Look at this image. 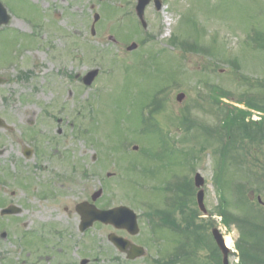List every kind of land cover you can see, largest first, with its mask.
<instances>
[{"label":"rangeland","instance_id":"374dc122","mask_svg":"<svg viewBox=\"0 0 264 264\" xmlns=\"http://www.w3.org/2000/svg\"><path fill=\"white\" fill-rule=\"evenodd\" d=\"M3 1L8 2L9 7H6L17 16L13 15L11 29L0 31V61L11 54L18 57L13 60L9 56L6 62L10 64L6 67L0 63V73L9 77L6 84L0 85V114L12 110L8 118L16 121L21 111L24 121L18 118L21 122L16 121L19 126H15L12 133L0 129V171L9 167L12 170L8 176H16L24 183L20 187L13 181L12 186L2 189L6 200L27 205L19 214L24 220L19 230L24 227L25 231L32 232L43 222L39 218L53 217L51 229L47 227L48 231L52 230L51 241L47 237L45 243V239L39 237V264H65V260L66 264H81L84 258L89 264H158L154 260L160 256L152 243L156 236L146 219L140 220L139 235L126 237L145 246L148 254L129 261L108 240L112 232L124 233L99 224L82 233L75 206L91 199L102 188L103 196L97 201L100 206L124 204L142 215L152 204L164 208L162 202H156L161 199L159 192L151 189L161 186L155 179L158 174L148 175L144 169L129 172L135 168V163L136 167L144 164L152 170L162 164L159 159L151 163L147 158L155 152L151 150L154 147L151 138L142 137L150 133L140 135L145 117L158 130L173 134L170 137L182 156L191 159L175 153L166 156V174L173 178L169 180H175L184 189L190 173L184 164H194L193 173L200 172L205 179L206 207L209 212L218 214L223 199L219 185H225L229 177H219L215 182V176L226 164L231 166L232 161L235 164L244 159L241 147L244 140L240 134L232 137L215 127L222 125L221 120H225L227 126L226 113L230 109L250 112L239 101H264V52L250 46L251 38L248 41L251 27L257 29L255 36L257 31L264 36V0H163L161 11H157L153 3L147 7V29L136 16L137 0ZM96 13L101 18L93 35L91 28ZM29 35L33 38H28ZM185 41L195 44V48L185 47ZM133 42L138 48L128 51ZM252 42L254 44L255 40ZM92 69H99V75L91 87H86L82 78ZM168 85L172 86L168 88ZM179 93H185L181 102L176 100ZM146 103H153L151 113L145 112ZM166 105L167 111L160 113L159 109ZM46 106L53 111L52 115H47V122L42 123L40 116ZM54 112L56 117H53ZM36 115L40 120L35 121ZM253 115L260 117L255 112ZM183 117H188L189 125L180 122ZM29 119L33 120V130H39V135L49 143L44 154L37 153L27 160L22 152L33 143L23 141L21 136L22 127H27ZM209 126L210 139L202 130ZM42 130H47L46 134L43 135ZM154 143L155 147H160ZM134 145H140L138 151H133ZM222 153L227 161L222 159ZM17 161H23L22 166L12 168ZM37 164L42 167L37 168ZM127 165L131 166L129 171ZM237 166L244 168L241 162ZM108 172L114 173L113 177L108 178ZM39 175L41 185H38ZM131 181L144 192L135 189ZM48 182L52 184L49 186ZM3 184L0 180V187ZM226 188L225 196L234 202L236 196L231 191L235 186ZM45 190L46 193L57 192L52 197L56 203L39 195ZM196 193L197 190L194 198L191 192L183 196L190 209H195ZM244 197L247 198V192L243 189L240 194L243 202ZM251 199L256 213L264 212L257 206V194L251 195ZM230 209L232 213H241L236 208ZM175 217L176 222L181 223L178 211ZM56 218L58 220L53 222ZM196 220L202 226L198 230L201 240L197 244L201 249L195 257L207 255L209 249L204 248L203 242L207 243L212 227L217 226L226 237L233 239L230 263L239 264L237 227L233 225L227 230L219 215L214 220L201 214ZM11 222L9 218L4 232L13 231ZM181 225L186 232L182 233L183 240L186 236L192 239L194 236L187 234V227ZM20 237L16 233L14 240L6 244L8 256L12 259L16 251L23 253L26 264H31L33 259L27 257V248H22ZM192 244L195 250L194 238ZM158 246L166 248V240ZM211 248L215 249L214 244ZM35 256L36 252L32 257Z\"/></svg>","mask_w":264,"mask_h":264},{"label":"trees","instance_id":"16d2710c","mask_svg":"<svg viewBox=\"0 0 264 264\" xmlns=\"http://www.w3.org/2000/svg\"><path fill=\"white\" fill-rule=\"evenodd\" d=\"M192 48L193 45H192ZM248 107L255 108L264 112V101L256 99L247 100L245 102ZM248 113L238 109H230L226 113L227 126L229 132L231 131L232 137L240 134L244 140L241 146L244 150V168L249 170V174L257 181L261 171L264 170L262 166L261 157L264 158V120L261 122L246 121ZM239 137V136H238ZM257 157V158H255ZM233 163V161H232ZM264 164V163H263ZM251 170V171H250ZM252 188L249 189L251 191ZM256 190V189H254ZM257 192V191H255ZM241 194V190L239 191ZM248 203L250 199L248 198ZM239 209L244 212V205L238 202ZM221 214L224 216V222H235L238 225L240 232L244 235V239H247V244L242 246L246 257H251L245 262L247 264H264V213L263 214H244L242 216L230 217L227 213V209L221 208ZM242 249V251H243ZM244 261V260H243Z\"/></svg>","mask_w":264,"mask_h":264},{"label":"flooded vegetation","instance_id":"af4514ba","mask_svg":"<svg viewBox=\"0 0 264 264\" xmlns=\"http://www.w3.org/2000/svg\"><path fill=\"white\" fill-rule=\"evenodd\" d=\"M10 111H12V110H10ZM10 111H8L7 113H4V114H0V118L2 119V120H4V127L3 128H1L2 130H5V131H8V133H12V131H13V129H14V127L17 125V122L20 124V119H18V118H21V120L22 121H24V116H23V114L21 113V111L20 110H17V111H20V113H17V119H16V121L15 120H13V119H10L9 120V115H10ZM12 112H14V111H12ZM50 112H51V110L50 109H47V111H45L40 117L42 118V123H46L47 122V120H48V116L47 115H49L50 114ZM40 117L38 116V115H36V119H35V121H37L38 119L40 120ZM44 117H45V119H44ZM27 123H29L28 125H27V127H25V126H23V130H22V133H23V136H21L22 137V140L24 141V140H32V142H35V146H34V152L32 153V155H35V156H37V153H45L46 152V148H47V144L49 143L48 141H45V140H43V137L44 136H40L39 135V133H40V131L38 130V131H36V130H33V120L32 119H29L28 120V122ZM17 126H19V125H17ZM28 132V133H27ZM42 133H43V135L44 134H46V132H47V130H42L41 131ZM36 133V134H35ZM27 138V139H26ZM41 138H42V140H41ZM20 140V138H16V141H19ZM3 148H7L6 146H4ZM25 151V150H24ZM22 152L23 153V158H25V156H24V154H25V152ZM27 159V158H26ZM31 159V158H30ZM28 160V159H27ZM11 163H14V162H11ZM21 165L23 164V161H21V162H19ZM14 164H16L17 165V168H18V161L16 162V163H14ZM37 166V168H41L42 167V164H40V165H36ZM5 173H4V175H6L7 177H2V179H3V181H4V183L6 184V185H10V186H12V183H13V181H17V183H18V185L20 186V187H22V185H23V183H24V180L22 181L21 179L20 180H18L17 178H16V176H8V173H10L11 172V170L8 168V167H6L5 168V171H4ZM41 178H40V175H39V178H37V180H38V185H41V181H39ZM52 184V182H48V185L50 186ZM5 186H1L0 187V189H1V192H2V194H1V196H0V204H1V206L2 207H4V206H10V205H17V206H20V205H18V204H16V203H14V202H12V201H8V200H6L5 199V197H4V194H5V191H4V189H2V188H4ZM37 187V186H36ZM46 191L47 190H45V192L43 193V191H42V194H39L38 193V191H37V194H39L42 198H47V201H49V200H51V199H53L52 200V202L53 203H56L57 201L54 199V198H52L54 195H55V193H57V192H55V193H52V192H49V193H46ZM48 192V191H47ZM40 197V198H41ZM22 206H27V205H25V204H22ZM68 208H66V210H67ZM19 214H21V213H19ZM19 214H17V215H13V219L15 220V224H17V223H19V224H22V225H24V220L23 219H21V218H19ZM53 217H44V216H42L41 218H39L38 220L41 222V221H43V222H50V220L52 219ZM60 218V217H59ZM4 219H6V217L5 216H1L0 215V224H2V225H0V264H26V262H27V258H25L24 256H23V253H20L19 254V252H15V255H16V257H12V259L8 256L9 254H8V252H9V250H7V249H9L7 246H6V244L8 243V241H12V240H14L13 238L15 237V234H16V232H13V233H8V232H4V227H5V224H6V222L4 221ZM40 222H38V223H40ZM54 222V221H53ZM49 229H51V228H49ZM41 229H40V224H39V226H38V228H36V231L34 232V233H32V234H30V233H25L24 231H21V232H17V233H19V235H21V238H20V240L22 241V248L24 249L25 247L27 248V257L28 258H32L33 259V261L31 262V264H35V263H37L38 261H40V255L38 256V250H39V237H41V231H40ZM49 232H51V230H49ZM121 232H123L124 234H126L127 235V231H121ZM3 241H5V243H3ZM9 244V243H8ZM15 244L17 245L18 243H17V241H15ZM11 250V249H10ZM35 252H36V256L35 257H32V256H34L35 255ZM7 254V255H6ZM20 255V256H19ZM3 257V258H2ZM35 259V260H34Z\"/></svg>","mask_w":264,"mask_h":264},{"label":"water","instance_id":"95a60500","mask_svg":"<svg viewBox=\"0 0 264 264\" xmlns=\"http://www.w3.org/2000/svg\"><path fill=\"white\" fill-rule=\"evenodd\" d=\"M149 3V0H140L138 5V14L141 18H143L144 10L146 5ZM160 8V7H159ZM1 22V21H0ZM135 45H133L130 49L134 48ZM97 71H93L89 73V75L85 78L87 83H91L94 77L96 76ZM183 95H180V100L183 98ZM204 181L200 176H197L196 178V184L198 186L203 185ZM99 194L95 195L94 199L98 197ZM199 203L203 211H205L204 207V192L201 191L199 193ZM78 210L83 216V222H82V230H85L89 228L95 221L99 220L107 224H114L118 228H127L132 233L138 232L137 222H136V216L133 213V211L129 210L128 208L121 207L116 208L111 211H100L97 210L94 207L87 206V204L80 205L78 207ZM214 235L216 237V240L220 246V248L224 251L226 257H225V264H228L227 260V254L228 249L225 246L224 240L222 239V236L220 235L218 230H214ZM110 240L123 252H126L128 248H130V258L135 259L137 257H141L145 254V251L141 247H137L135 245H132L129 241L118 237L116 235H110Z\"/></svg>","mask_w":264,"mask_h":264},{"label":"bare ground","instance_id":"6f19581e","mask_svg":"<svg viewBox=\"0 0 264 264\" xmlns=\"http://www.w3.org/2000/svg\"><path fill=\"white\" fill-rule=\"evenodd\" d=\"M227 244L232 247V240L229 237L227 238Z\"/></svg>","mask_w":264,"mask_h":264}]
</instances>
